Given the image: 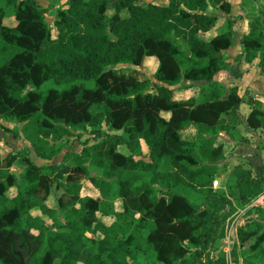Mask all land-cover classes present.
Returning <instances> with one entry per match:
<instances>
[{"label":"trees","instance_id":"obj_1","mask_svg":"<svg viewBox=\"0 0 264 264\" xmlns=\"http://www.w3.org/2000/svg\"><path fill=\"white\" fill-rule=\"evenodd\" d=\"M243 6L254 23L238 60H259L264 75V25L256 0ZM214 9L230 15L232 6L229 0H67L55 13L53 39L51 9L37 0H0V117L20 125L8 131L49 162L38 166L29 149L4 160L0 153V264H225L229 253L215 259L211 252L232 226L230 256L264 264V211L261 219L234 224L237 204L264 203L263 161L228 159L215 135L222 129L250 144L236 128L264 133V108L250 99L251 113L242 120L238 89L216 82L229 69L233 32L214 31ZM9 19L15 26L6 25ZM148 59L158 62L152 79L115 72ZM195 85L202 88L196 97L175 99L174 88ZM126 131L131 138L117 134ZM87 134L97 142L50 164L67 140ZM257 148L264 151V135ZM15 164L19 176L11 171ZM68 176L83 180L66 182ZM83 181L99 196H85ZM54 188L61 192L57 208L48 205Z\"/></svg>","mask_w":264,"mask_h":264},{"label":"rangeland","instance_id":"obj_2","mask_svg":"<svg viewBox=\"0 0 264 264\" xmlns=\"http://www.w3.org/2000/svg\"><path fill=\"white\" fill-rule=\"evenodd\" d=\"M155 1L159 2L160 0H144V3L147 5L149 3H154ZM180 1L183 2L184 0H180ZM37 2L39 3V5L42 8H49L52 10L47 16V21H48V24H49L51 31H52V38L55 39L58 35L57 30L54 26L55 13L59 9L66 8L67 0H37ZM210 14L212 17H214L215 21L217 22L216 24H214V31H217L220 33L222 31H229L230 28L228 29L227 27H223L222 22H224V21H222L220 19L222 17H225L224 13L214 9V10L210 11ZM108 15H112V12H109ZM260 22H261V20H260ZM5 23L7 26H15V21L12 19L6 20ZM262 24L264 25V23H262ZM214 35H215L214 33L208 34L207 36L201 35V38L209 40ZM237 50H238V45L235 44V46L232 49V54L235 55L237 53ZM238 54H237V58H235L233 60V62H229L230 59L228 60V63L231 64L234 67V69L237 68L236 64L239 62L238 59L241 58V54L240 55H238ZM157 67H158V62L156 60L148 59V60H145L143 66H141L140 68L131 67L129 65L119 66L115 69V72L119 75L136 76L137 78H139L141 80H147V79H152L154 77V74L157 70ZM75 84L81 85L85 88H94L95 87L94 81H76ZM233 86H234V84L228 85V86L226 85V87L225 86L224 87L229 91L232 88H237V87H233ZM201 89H202L201 85H195L191 89L174 88L177 100H185V99L194 98L198 95V93L201 92ZM248 96H249V94H248ZM250 99H253V98L249 97L248 100H250ZM245 114L246 113H243V111L240 110V115L242 117V120H245V116H246ZM16 127L21 128L20 125L5 122L0 117V153L2 154V156H6V155H8V156L14 155L15 156L18 152H23L27 148L28 149L30 148L29 145L27 143H25L23 140L14 139L12 133L9 132L10 130H14V128H16ZM105 131L109 132L107 128H105ZM236 131L243 134L244 136H248L252 140L253 143L258 139V136H260L259 134L249 132L246 129V126L244 124L237 126ZM112 134H114V133H112ZM117 134L122 135L128 139L131 138V132H129V131L120 132ZM194 134H195V131H193L191 129V130L184 133V138L187 139V141L192 140ZM215 135L222 136L225 142H229V143H226V146H225L226 147V155H227L228 159H231L232 157L237 156V155L243 156L244 154H253V152H254V145H248L245 148L240 144L236 145L235 142H232L234 139L231 140V136H229L222 129H218L215 132ZM82 138L83 139L71 138V139L67 140L63 144L64 145V152L70 150L72 152H76V153L79 152L80 153L84 147V142H89V144H91V145H93L97 142L94 139V137L91 136L90 134L83 135ZM224 141L220 140V142L224 143V145H225ZM144 148H145V146H144ZM29 150H30V157L33 159V153L34 152L32 151V149H29ZM120 152H122L125 155H128L130 153L126 147H122L120 149ZM145 153H147L146 148H145ZM262 153L264 154V151ZM111 155H112V152L108 151L107 156L110 157ZM62 158H63V156H61L58 159H55L51 164L53 165V164L61 163ZM35 160L40 161L36 156H35ZM21 171H22V169L19 168L18 166H16V164H15V168H13L12 172L19 176L21 174ZM91 171L93 172V174H96V172L93 169ZM73 180L74 181H72L71 177H69V176L65 179L66 182H76V180L82 181L83 179L76 177V178H73ZM225 180H226V175H224L221 178H218V181L220 182V184H223L225 182ZM83 184H84L83 194L85 196L91 195L95 198L99 196V193L97 191L93 190L94 188L92 187V185L88 181H83ZM60 197H61V192L59 191V189L54 188L53 195L49 199L48 205L52 208H57L58 207V201H59ZM121 207H122V203L118 202V209L120 210ZM254 210H256L257 213H255ZM252 211H253L252 215H249L248 212L245 211L244 213H242L238 216V219H237L238 226H244L247 222H250L253 219H257L259 215H260V217L258 219H261V215L263 213L261 214L260 211H263L262 209L255 208ZM33 214L35 216H42V214L40 213L39 210H34ZM99 219L106 224H110L113 221L112 219H106V218L102 217L101 215H99ZM229 239L230 240L223 241L220 244L219 249L217 251L211 252L212 258H215V259L218 258L219 253L221 251L226 250L227 248H229L230 250L233 249L234 242H235L234 241V233L232 234V236ZM249 246H250V244H248L246 246L245 253H247L249 251V249H250ZM245 253L242 252L240 254V259H242L246 255Z\"/></svg>","mask_w":264,"mask_h":264},{"label":"crops","instance_id":"obj_3","mask_svg":"<svg viewBox=\"0 0 264 264\" xmlns=\"http://www.w3.org/2000/svg\"><path fill=\"white\" fill-rule=\"evenodd\" d=\"M229 3L232 6L231 14L227 15L224 13L225 17H222L220 19L222 21H224V22H222V26L227 27L228 29L230 28L229 30H232V32H233V41L231 44V48L228 50V55H229V59H230L229 62H233V60L235 58H237L238 53H239L238 55L243 54L242 39L250 33L251 25L254 23V20L247 18V16L244 13V6L243 5L245 3V0H229ZM256 5H257V10L259 11V14H260L259 19L261 20L262 23H264V0H256ZM229 20H231V21H229ZM215 32L220 33L217 31H215ZM225 32H227V31H222L221 33H225ZM235 44L238 45V50H237V53L235 55H233L232 49L235 46ZM228 65H229V69L227 71L220 73L216 77L217 80L216 79L215 80H216V82L222 84L225 87H226V85L228 86V85H233V84H234L233 87H237L238 92H239V96L244 101V104L241 106L240 110H242L243 113H246L245 114L246 115L245 119H246L248 117V115L251 113L250 106L248 105L249 97L260 102L264 108V75L260 74L259 60H257L253 64H247L245 61V57L243 56L242 59L239 60V62L236 64L237 65L236 69H234V67L231 64L228 63ZM248 94H249V96H248ZM175 99L177 100L176 93H175ZM252 133H254V132H252ZM255 134H259L260 136L264 135V133H262V132L255 133ZM260 136H258V139L254 143L251 140L250 144H241V143H237L235 141H232V142H235L236 145L240 144L244 148L248 145H254L253 154H244L243 157L259 158L263 161V164H264V154L262 153L263 151H260L257 148V144H258ZM219 139L224 141L222 136H220ZM16 140H21V139H16ZM22 140L25 143H27L24 139H22ZM226 143H229V142H225V146H226ZM29 149H31V148H29ZM67 152L68 151L63 152V154L61 156H63V158H64V156L66 155ZM74 153H76V152H74ZM77 153L79 154V152H77ZM35 156H36L35 153H33V159L32 158L31 159L33 160L34 163H36V164L38 163L37 164L38 166H43V165L49 163V162H45L43 160H40L39 158L38 159L40 161H37V160H35ZM239 156H242V155H239ZM6 157H8V155L4 156L3 160L6 159ZM63 158H62V161H63ZM62 161H61V163H62ZM51 163L52 162H50V164ZM16 166H17V164H16ZM13 168H15V165L12 166L11 171H13ZM237 207H238L240 214L244 213L245 211L248 212V210L252 207L257 208V209H262L264 211V203L262 200L259 202H255L254 204H252V206H249L248 208L240 207L238 204H237Z\"/></svg>","mask_w":264,"mask_h":264},{"label":"built area","instance_id":"obj_4","mask_svg":"<svg viewBox=\"0 0 264 264\" xmlns=\"http://www.w3.org/2000/svg\"><path fill=\"white\" fill-rule=\"evenodd\" d=\"M213 188H214V189H218V188H220V182H219V181H215V182L213 183ZM237 219H238V217H237ZM237 219L235 220L234 224L237 223ZM233 233H234V226H232L231 231H230V234H229V237H228V239H226V240H230L229 238L232 236ZM226 240H225V241H226ZM224 251L227 252V253H229V260H228L227 263H225V264H239V263H237V262H236V261L230 256V253H231L232 250H230L229 248H227V249L224 250Z\"/></svg>","mask_w":264,"mask_h":264}]
</instances>
